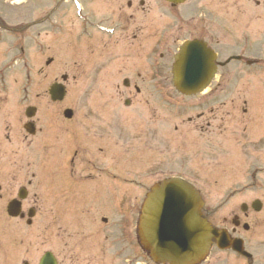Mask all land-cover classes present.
<instances>
[{
  "label": "flooded vegetation",
  "instance_id": "af4514ba",
  "mask_svg": "<svg viewBox=\"0 0 264 264\" xmlns=\"http://www.w3.org/2000/svg\"><path fill=\"white\" fill-rule=\"evenodd\" d=\"M70 3L73 12L68 18L76 31L77 47L86 57L76 55V65L94 66L97 70L118 66L126 71L128 67L136 68L135 64L146 62L154 73L139 72L133 78L124 77L119 81L117 90L110 92V97L119 99V103L126 94L134 98L153 97L159 92V82H172V75H159L158 67L172 68L184 43H193L209 52L216 72L212 83H217L214 90L211 88L207 93L208 97H215L214 104L218 103V108L213 120L206 112H199L197 120L201 122L196 123L195 128L203 127V131L210 132L209 142L213 129L218 130V173L229 176L232 183L228 196L218 202V228L223 232L218 240V251L205 261L209 264H264V108L259 107L262 102H257L255 87L250 89L252 79L264 81V0H184L183 3L70 0ZM47 18L28 22L21 30L0 26V46L4 51L0 63V231L7 236L14 230L27 235L25 229L29 226L46 224L45 218L39 219L38 206L42 195L49 193L30 187L33 143L48 147L57 144L59 155L50 156L55 158L56 186L43 187V190H54L59 222L62 196L68 189L74 198L79 185L85 181L96 182L99 191H104L110 188L111 180L126 177V114L122 108L110 107L101 118L96 110L89 118L88 114L84 115L94 126L89 124L88 132H83L77 125H70L73 123H53L62 119V111L42 115L36 108L28 119L14 106L13 82L8 79L6 70L12 60L22 59L26 63L30 42L26 31L41 32L43 28L36 26L52 24ZM0 21L6 22L2 17ZM54 23V28L62 27L59 22ZM50 59L53 62V58ZM244 81L248 83L247 90L238 85ZM242 91L245 94L235 102V96ZM130 102L124 100L126 104ZM231 109L241 113L239 119H235L236 113L232 115ZM250 109H255L256 115L262 114V121ZM157 114L158 110L151 108V119L156 124ZM77 116L75 113L69 120ZM254 118L256 122L251 121ZM187 120L191 122V116ZM27 123H32V134L24 128ZM156 131L154 126L151 132L155 135ZM206 214L211 218L213 212ZM103 229V239L107 241L109 232ZM123 253L121 247L118 256ZM135 254L130 264L142 260L141 254Z\"/></svg>",
  "mask_w": 264,
  "mask_h": 264
},
{
  "label": "rangeland",
  "instance_id": "374dc122",
  "mask_svg": "<svg viewBox=\"0 0 264 264\" xmlns=\"http://www.w3.org/2000/svg\"><path fill=\"white\" fill-rule=\"evenodd\" d=\"M71 12L73 7L70 0H0V17L6 21L5 23L0 21V26L9 25L21 30L27 26L28 22H36L46 16L47 21L52 23L36 26L43 28L41 32L28 29L26 32L30 34V42L26 63L22 59L18 62L14 60L10 62V69L6 71V74L11 83L13 82L11 90L14 106L20 109L25 108L26 105H35L43 115L72 108L79 114L77 118L83 114L85 116L88 114L89 118V114L94 110L101 118L110 107L122 108L124 113H128L125 141L127 155L125 162L128 165L126 178L127 182L133 183H127L130 193L127 192L125 195L124 191L123 195L112 189L109 194H103L98 190L96 182H83L80 189L84 191V195H78V198L72 201L80 205L82 211L78 210L79 213H77L74 209L75 205L69 204L67 200L71 201V198L63 195L64 217L62 222H59L56 219L58 214L56 196H52L50 191L45 190L48 175L52 178L48 183L51 186L55 184L53 179L56 178V168L55 165L52 166V158L48 154L50 150L57 147V144L47 150L48 146L33 143L31 145L30 178L33 182L31 190L41 188L43 193H49L42 195L41 205L38 206L41 211L39 219L45 218L46 224L37 223L28 230L24 228L25 232L28 231L27 235L14 230L12 235L7 236L0 231V264H23L25 261L29 264H38L46 251L53 252L58 259V264H130L128 261H134L133 257L136 254L129 251H139L135 245V227L139 219L140 206L145 193L153 183L170 176L186 178L200 189L205 201L204 210L213 212L211 217L216 223H218V202L229 194L231 178L226 177L222 172L218 173V130L213 129V135L210 137L212 141L209 142L207 139L210 132L203 131V127L194 128L195 123L201 122L196 119V114L204 111L211 115V117L209 115L205 117L213 120L218 103L214 104L213 100H206L207 97L202 95L185 97L177 93L168 81L159 82L157 88L159 92L153 97L147 98L143 95L140 98H134L126 94L121 97L120 103L119 99H112L110 92L117 90L116 86L124 77L133 78L139 72L147 75L154 73L146 62L135 64L133 67L136 68L128 67L126 71L118 66L116 68L102 67L97 70L94 66L76 65V55L81 58L86 57L77 47L76 31L71 18H68ZM55 21L62 25L60 29L54 28ZM255 26L254 30L257 31L258 28ZM68 39H72V44L65 46L64 42ZM62 42L64 46L63 44L61 46ZM2 48L0 46V63L3 59L2 52H4ZM49 58H53V62L47 65ZM170 67L159 66L158 74L169 75ZM63 74L68 75V79L64 82L66 96L62 102L51 103L48 89L54 81H62ZM216 83L214 81L212 84L213 90ZM246 84L248 83L244 81L238 85L247 90ZM25 87L28 88L26 92ZM242 94L245 92L242 91L237 96L231 94V96H235V102H238ZM126 98L131 100L129 106L123 104ZM258 99L262 100L263 97ZM227 101L230 102V99ZM151 108L158 110L157 124L151 119ZM233 109H231L232 115L235 112ZM138 111L140 113L136 115ZM240 114L238 111L235 119H239ZM188 116L194 118L189 125ZM153 117L156 115L153 114ZM88 118L77 122H75L76 119L66 121L60 118L53 123H73L70 125L75 124L82 129L81 131L88 132L89 124L94 126ZM252 120L257 121L255 118ZM228 123L232 125L229 120ZM154 126L157 127L155 135L151 132ZM142 156L150 158H142ZM33 173H36L35 177ZM116 185L119 187L118 184ZM43 187H45L44 190ZM50 195L53 199L49 201ZM103 206L106 207V211L89 213L84 211L87 207L95 210ZM102 217H106L107 221L101 222ZM117 225L123 230L126 228L127 234L116 232ZM103 228L109 232L106 236H109L107 241L100 236L104 233ZM98 230L99 233H97ZM82 237L85 238L83 243H81ZM120 239L121 242L118 243ZM91 241L92 248H88L90 250L83 248L82 244L87 246ZM129 246L131 248H128ZM119 247H122V251L125 250L120 257L117 256ZM215 252L217 249L213 248L212 257L216 255ZM140 261L131 264H154L146 252H143V258Z\"/></svg>",
  "mask_w": 264,
  "mask_h": 264
},
{
  "label": "water",
  "instance_id": "95a60500",
  "mask_svg": "<svg viewBox=\"0 0 264 264\" xmlns=\"http://www.w3.org/2000/svg\"><path fill=\"white\" fill-rule=\"evenodd\" d=\"M207 69V63L187 45L174 68V84L186 94L202 91L207 84L202 79ZM50 93L53 99H62L64 87L53 85ZM202 204L199 192L178 177L163 180L152 188L144 205L142 236L155 261L192 264L204 257L212 238L218 237V230L202 218ZM41 264L56 263L47 254Z\"/></svg>",
  "mask_w": 264,
  "mask_h": 264
}]
</instances>
